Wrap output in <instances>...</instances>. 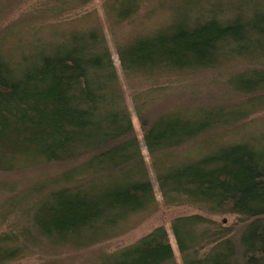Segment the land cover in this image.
Returning <instances> with one entry per match:
<instances>
[{"label": "trees", "instance_id": "16d2710c", "mask_svg": "<svg viewBox=\"0 0 264 264\" xmlns=\"http://www.w3.org/2000/svg\"><path fill=\"white\" fill-rule=\"evenodd\" d=\"M89 1L41 0L37 16L57 19ZM150 2L168 21L116 44L126 76L197 74L239 61L235 96L259 104L240 122L264 107V0H106L105 11L122 23ZM49 30L48 40L47 33L14 45L0 40V172L62 166L41 179L0 182V226L14 218L0 230V264L128 231L134 217L158 207L152 175L163 205L201 212L170 224L182 264H264V134L252 142L223 135L231 105L155 117L136 106L148 163L104 28ZM203 213L234 214L239 228ZM97 264L177 262L167 229L158 227Z\"/></svg>", "mask_w": 264, "mask_h": 264}, {"label": "rangeland", "instance_id": "374dc122", "mask_svg": "<svg viewBox=\"0 0 264 264\" xmlns=\"http://www.w3.org/2000/svg\"><path fill=\"white\" fill-rule=\"evenodd\" d=\"M232 1L238 2V0ZM40 2L41 0H0V40L4 36L14 45L20 38L22 43H25L36 36L43 37L46 33L45 37L48 40V35H52L50 30L47 32L49 27L65 28L68 25L84 26L96 23L102 26L125 93L135 134L141 142L142 152L148 163L149 157L143 143L140 121L135 113L136 106H144V110L149 111L150 116L155 117L172 108H178V111L182 112L184 110L196 112L201 106L205 107V110L210 108L216 111L225 105H231L233 107L228 110V113L233 115L234 119L222 127L223 135L232 137L233 141L245 138L244 142H252L258 138L259 134H264V107L256 110L242 122L239 120L245 112L253 111L259 106L258 103L243 105L242 100L246 98L235 96L236 90L231 86V78L244 69L243 62L237 61L223 68L197 74L173 73L155 77L144 74L128 77L124 74L119 63L116 44L127 42L141 34L153 32L165 25L168 21V14L164 8L150 2L144 5L133 18L118 23L108 17L105 11L106 0H90L83 8L69 12L57 19L45 21L37 16ZM87 17H90L88 21L82 19ZM207 133L209 132L207 131ZM61 169L62 166L59 165L17 175L0 172V182L41 179L51 176ZM152 180L158 207L151 213L147 211L134 217L130 221V227H132L128 231L100 244L79 250L62 249L43 252L41 249H35L25 257L9 264H97L101 256L135 244L158 227L167 229L176 262L182 264L170 224L175 218L201 214V212L188 205L171 207L163 205L154 175H152ZM203 214L223 226H235L236 216L234 214ZM11 220L14 221V218H10L7 223L2 224L0 230L8 228ZM235 227L239 228V225Z\"/></svg>", "mask_w": 264, "mask_h": 264}]
</instances>
